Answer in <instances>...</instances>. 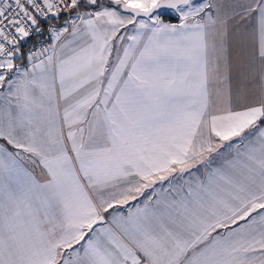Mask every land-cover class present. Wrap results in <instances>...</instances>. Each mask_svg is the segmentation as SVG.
<instances>
[{"label":"snow or ice","instance_id":"1","mask_svg":"<svg viewBox=\"0 0 264 264\" xmlns=\"http://www.w3.org/2000/svg\"><path fill=\"white\" fill-rule=\"evenodd\" d=\"M0 141V264H264V0H0Z\"/></svg>","mask_w":264,"mask_h":264},{"label":"crops","instance_id":"2","mask_svg":"<svg viewBox=\"0 0 264 264\" xmlns=\"http://www.w3.org/2000/svg\"><path fill=\"white\" fill-rule=\"evenodd\" d=\"M103 3L107 4L108 0H102ZM226 8L230 9L235 6L236 4L244 3L245 0H224ZM83 7L77 9V11H84ZM238 11V8L236 9ZM75 15V12L72 13ZM162 18V17H161ZM68 19V15L62 16L60 19H57L55 24L59 26H63L65 20ZM165 23H178L179 18L177 17V21L175 22H168L163 20ZM254 19L247 18L246 20H240L239 17H236L234 20L230 21L229 27V36L227 39V55L229 60V76L230 80L235 88L237 84L244 85L247 89V96L250 102L255 101L259 97V90H258V79L256 81H252L250 78L246 79L248 73L251 68L255 67L258 64L253 63V55L255 51V39H254ZM135 26L134 25H127L126 29H121V35H132L134 33ZM68 39H71V36H68ZM244 39V49L239 50L238 45H242V43H237V41H242ZM237 40V41H235ZM121 43L126 44L127 40L115 41L114 47L119 48ZM112 60L115 59V54H113ZM19 62V61H18ZM24 64H27V61H24ZM0 143H4V141H0ZM222 151H225L222 149ZM26 166L27 161L25 162ZM193 174L196 176H201L204 172V168L202 165H198L196 169H193ZM173 177H176L175 183L180 184L182 183V179L179 178V174H173ZM188 174H184L183 179H188ZM171 179V178H170ZM156 187H160L157 184ZM164 187H167V182H165ZM151 190L147 191L144 196L139 197L136 201L130 202L129 205L122 206L120 208L121 211L126 212L128 207H134L135 204L142 203L144 199H146L147 195H150Z\"/></svg>","mask_w":264,"mask_h":264},{"label":"built area","instance_id":"3","mask_svg":"<svg viewBox=\"0 0 264 264\" xmlns=\"http://www.w3.org/2000/svg\"><path fill=\"white\" fill-rule=\"evenodd\" d=\"M55 24L53 21L42 22V26L44 28V32L41 35L32 34L29 38H27L26 42L23 45H27L26 52L33 48H40L43 46H48L52 43L48 32V24Z\"/></svg>","mask_w":264,"mask_h":264},{"label":"trees","instance_id":"4","mask_svg":"<svg viewBox=\"0 0 264 264\" xmlns=\"http://www.w3.org/2000/svg\"><path fill=\"white\" fill-rule=\"evenodd\" d=\"M105 1H107V0H105ZM65 15H67V14H62L60 16V18L62 16H65ZM161 17H162L163 20L168 21V22H175V21H177V17L176 16H173V15L161 14ZM50 21H53L54 23L56 22V20H50ZM26 48H27V45H22V51L26 52Z\"/></svg>","mask_w":264,"mask_h":264},{"label":"rangeland","instance_id":"5","mask_svg":"<svg viewBox=\"0 0 264 264\" xmlns=\"http://www.w3.org/2000/svg\"><path fill=\"white\" fill-rule=\"evenodd\" d=\"M220 2H222L224 4L226 3V2H224V0H220ZM161 14H169V15L176 16L170 10H161ZM176 17H178V16H176ZM235 41H237V40H235ZM237 43H242V45H238V47H239V50H243L244 49V39L242 41H237Z\"/></svg>","mask_w":264,"mask_h":264}]
</instances>
